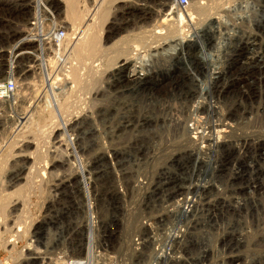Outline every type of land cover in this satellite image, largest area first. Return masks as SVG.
Returning a JSON list of instances; mask_svg holds the SVG:
<instances>
[{"label":"rangeland","instance_id":"rangeland-1","mask_svg":"<svg viewBox=\"0 0 264 264\" xmlns=\"http://www.w3.org/2000/svg\"><path fill=\"white\" fill-rule=\"evenodd\" d=\"M57 1L60 2L59 6H63V9L65 8L66 10L65 14L63 11L62 15H60V10H57L58 11L57 17H58L59 22L63 23V25L67 29L69 30L71 29L73 31V34L74 33L77 34V32L78 33L81 32L82 29L84 30V28L87 30L93 31L94 33L93 32L92 33L95 35V37H97L96 41L99 42L98 52L96 53V55H94L93 59L94 58L95 60L96 59L99 60L100 58L101 59L98 62H95V66L96 65L97 66L94 68L93 71H88V69H85V71H82L80 70V66H84L85 64L79 63L77 59H73L75 60V62L71 61V65L73 64L72 67H74V69L71 68V73L69 74L70 82L64 88L62 87L63 89L61 87H58L65 91V93H63L64 96H63L62 101L63 100L66 101V105L64 107H66L67 112L60 111V113L55 114L56 117L54 116V114H50V112L48 113V112L43 111L40 114H35L33 116H30V118L33 119V122L29 126L27 125L29 121L26 122V120L29 117V114L32 112L31 107L33 108V107L40 105V104L37 105L36 102L34 103L35 99L33 97V96H36L35 93L37 94V92L43 91L40 88H39L40 89L39 91L34 90V88L38 89L36 87H39L37 86L39 85L37 83L36 84L34 83L36 87L33 84H30L28 85V87L24 86L21 89V91L19 92L18 99H16L15 106L11 104L8 105V103H5V102H2V104H0V264H21L22 262H25L26 264H30V263L34 264V260L33 261L31 260L33 257L34 258L43 257L44 259L51 258L53 261H56V258H57V261L59 260L61 262L62 259L60 255H62L63 251L66 250L65 248H68V247L70 248L72 246H73L72 248L76 252V254L73 257V260L75 259L74 260L75 262L78 259L77 261L81 260L83 262H87L88 264H98L99 257L92 258L91 253H94V254L98 253V255L102 253L101 256L104 259V263H107V264H110L109 261L111 260V257H112V260H114L113 258H116L118 260L117 262H119L120 260L122 262L124 260L123 261L124 264H144V263L170 264L171 262L165 261L167 259L163 258V260L157 261L156 258L163 253H167V252L169 253V250L167 249H171L172 247L170 240H169L170 239L169 236H171L172 234H175L177 232L176 230L181 231L182 234H184V237L185 236L186 237L184 238L182 242L177 243L178 247L179 246H183V247L178 248L176 246L175 252L177 253L179 251L178 253L180 254L175 255V257L177 256L180 257L181 254H183L184 258L188 261L192 258H196L197 256H199L198 250L200 249L197 246L198 239L197 241H195L196 240L195 238L199 236L200 239L203 240L204 246L209 248L210 249L209 251H212L210 253L212 257L211 256L207 257L208 264H220V263L229 264L226 261H223L222 263L219 260L216 263L214 260L216 258V255L217 257H220L228 253V251L222 249L221 245L219 244L220 242L219 239H221V236L223 237L224 235H226L227 232H229L228 235H226V237L228 236L226 238L228 239L227 242L230 245L234 246L233 248L235 249L237 248L239 250L237 251L236 249L234 251L235 253L233 252V254H235L233 256H240L238 257L239 262H236L235 264H243V263L251 264L252 262H253L252 264H255V263H258L259 260H264V203H263L264 200L262 201L263 205L258 206L254 203L253 200H251L252 198L250 199V196L248 197L245 195L240 196V195L234 194L233 192L234 187L236 188V190L245 189L247 187L244 184V181L240 183H236L237 184L236 186H233V184L231 185V183H229V185H226V186H230L231 188H233L232 190L226 189L224 187L222 188L221 184H223L226 181L227 177L230 174L224 177V179H222L220 182H218L219 183L218 186L222 189L223 195H220V196L218 195V197L216 198L215 195L210 194L211 190L209 187L208 178L205 177L206 175L205 176L202 175L201 177H199L197 173V167H195L194 162H192L194 161V158H192L190 155H191V149L193 148L191 146H193V144L189 143V145H187L188 143H184L187 140L189 141L188 137H192L184 129L189 124L187 118L189 117L188 112L190 110L191 105L190 103H188L189 102L188 99L190 98V95L194 89H195L194 92L196 95L194 94V92L192 93L194 94V97H195V98L193 97L192 100L195 101V104L194 103L193 104L191 103V104H192V107L199 108L197 115L200 118H202L203 120L202 123L205 128L209 126L211 118L214 116L208 106H212V107L215 106V109H217L216 111L217 118H220L221 115L228 116L227 118L229 119H225L223 122H229V124L234 123L233 121L238 116L250 117L254 120L260 121V118L262 116L261 110L264 108V77H263L264 76L263 75L264 74L263 73L264 71V59H263L264 58L263 57L264 48H262L264 46V0H258V4H257V0H248V1L246 0L248 3L245 0H241L242 2H240V0H208L207 2H205L206 5L201 6V7L208 6L207 8H198V7L192 8L194 9V11L191 9L190 16L183 17V20L181 22L178 20L177 16L173 14L174 9L172 8L170 9L171 0H147V1L146 0H100L103 4L101 3V5H98L99 8L98 7L96 8L94 4L95 2L98 3L99 0H57ZM238 1H239V4H238ZM40 2L41 3L47 2V5L50 8L53 6L54 7L57 6V9H58L59 7L57 3L55 6L53 2L49 0H0V18H5L6 20H10L9 18L10 14L8 13V10H7V9H11L10 7H13V8L17 7V10L20 11L21 7L23 6H26V5L35 6L36 4L39 6ZM148 10H151V12H153V15H150L149 13L150 11ZM93 12H95L96 14L94 15ZM154 13L156 14L158 13L157 16ZM220 13L221 15L226 16L227 18H224V17L219 18ZM14 14H17V12L13 11V14H11L10 17H13ZM17 17H20V13L16 16L15 20L13 21L14 23H12L11 25H8L9 26L8 32L9 33L14 32L17 39H23L25 37V35H22V32L24 31L23 23H21L22 20L21 19L18 20ZM217 17L219 19H217ZM209 19L213 23V25L211 26L212 27L211 34L217 36L215 32L220 31V33H218L219 35L217 36L218 40L216 41L213 38L210 39L209 36H207L209 40L208 38L204 39L203 37V34L205 33H203L202 31L203 29L206 28V22ZM217 22H218V26L220 27H216ZM215 23L216 25H214ZM120 24L124 25L121 29H123L126 26L125 28H127V32L124 33L123 30H119L120 33L113 32L112 33L113 35H111L105 30L107 28H113V27L116 30L117 29L116 26L118 27L120 26ZM235 25L237 26L235 27L236 29L234 28ZM224 26L226 29L224 28ZM1 27H0V31L3 30ZM234 29L236 32L239 30L240 32L236 33V32L230 31ZM159 30L162 31V33L160 34L156 33ZM228 30L230 31L229 33L227 32ZM190 35L192 36L189 39L196 42V44L198 43L197 44L198 47L199 45L201 47V45L205 43L204 53L200 52L197 46L194 47L193 49L188 48V47L187 49H184V46L186 47L185 40L187 36L189 37ZM71 37H73V35ZM255 37L259 38V40L257 38L255 39ZM250 38L251 39L254 38V40L256 41L255 43H258V44L260 43L261 45L259 49H256L255 52L253 51L255 55L253 54L251 50H248L247 48H244L243 46L238 45L237 51L233 53L232 57L227 58V56H225L226 54L224 53V50L233 46V44H231V41L229 42L228 40L233 39L232 43L237 42V43L244 44V42L245 43L251 42ZM0 40H2V38H0ZM158 44H159V48H155L156 46H158ZM180 44H182L183 46L182 49H181ZM150 48H153V49L150 50ZM148 49H149L148 52H143V51H147ZM136 51L141 53V55L137 56ZM259 52L262 55V59H261L262 61L260 63H262L263 65L260 63L258 65H254L256 64V62L253 61V57L254 56L256 57ZM30 53H32L36 58H38L39 57L38 55L40 54V53H35V52H30ZM16 54L17 53L13 50V52L11 53V56L9 57V61L7 62L13 63V61H15V65L16 63H19L21 67H24L25 65L27 66L28 64H31L32 62H33L32 65L35 64L34 59L36 58H33L31 56H25V58L28 57V59H20L21 57L16 59ZM46 55L50 57L48 52L46 53ZM140 56H142L143 58L142 60L139 61L140 67H142L140 70H144V68H146V72H149V74L150 73L157 74L158 76H155V78H157L158 80L157 82L159 83L161 82V85L153 86L155 88L149 89V92H148L144 90L142 86L133 87L134 83L130 82L128 79L122 78V75L117 76V77L115 76L111 78L109 81H106L107 78H105L106 76L105 70L108 69L107 73L110 72L111 77H112V75L114 74L113 70H114V67L117 66V62L120 63L125 60L127 62H132L133 64H135L137 62V58L138 57L140 58ZM227 59L229 60L227 61ZM1 61H2V57H0V64H1ZM85 62H88V61H85ZM233 62L235 63V65H233ZM4 64L6 63L4 62ZM133 68L134 67H132V69ZM132 69L129 68L126 74H129L130 72L135 70V69L134 70ZM103 70L105 73L103 72ZM2 71L4 72V69H2ZM135 71H139V70L136 69ZM219 72L224 73L226 75V78L235 77L238 79H243V78H246L245 76H247V78L244 79L245 81L247 80V82L246 84H243V85L229 86L227 88L228 89L227 93H229V95L222 97L217 102L215 101L217 99L215 100L205 99V95H207V91H206L207 89H205L206 83L210 82V80L215 78ZM3 78H4L3 76L2 77L0 76V79H3ZM169 82L172 84H170ZM191 84L195 86V88H192ZM188 85L190 88H188ZM31 87H33V89ZM30 88L32 90H30ZM237 88L239 90H237ZM33 90L35 91V93ZM57 93L59 92L57 91L55 94ZM178 93L180 94V96ZM47 95L49 97V100H53V101L54 99L57 100L60 98V97H57V95H54L56 98L53 96H50L51 93L49 91ZM123 96L125 97L124 102L122 101ZM97 97L100 99L101 105L96 108L94 105H95V102H97L96 100ZM105 100L108 103H106ZM173 101L177 103L175 104ZM183 102H185L184 105H183ZM86 104L88 105L86 106ZM148 104L149 106L147 107L146 105ZM108 105L110 109H107V110H110V111L105 110V108L108 107ZM126 105H128L129 107L131 105L135 106L133 107L131 111V113L133 114L127 115L125 114L123 110H120V112L118 111L119 113L114 111L118 109L119 107L121 108L122 106L128 107ZM168 105L170 107H168ZM206 105H207V108H206ZM88 107H90V109ZM81 108H83L84 111L78 110ZM205 109H207V112L205 111ZM144 110H146L147 112ZM141 111L142 112L144 111V112L142 113ZM178 111H180L179 114H177ZM26 112H28V117L26 116L27 118L25 117V119H22V120L18 119V118L23 117V114ZM123 112H124V115H123ZM117 115L119 117H117ZM174 115L180 117V119ZM38 116H40V118ZM216 117H213L212 119H217ZM68 118H71L69 119L70 121H67ZM84 118H86L87 121L83 122ZM92 119L94 120V122ZM105 119L107 121H105ZM145 119H147L146 120L147 123L144 122ZM175 119H177L176 122L182 123V126L180 127L176 125L177 127L176 129L174 126H172L174 124ZM139 120H141L142 122ZM66 121L68 122V124L66 125H72V126L75 125V128L77 129V130L75 129L76 133L73 132L74 134L72 132H67L71 136L75 135L76 139H75V142H73L74 145H71L74 137H69V136L65 137L66 139L65 141L68 144H66L63 141V144L67 145L68 147L71 146L70 148H72L73 146V149L70 152H68L66 147L61 146L59 151H55V153L52 154L54 152V149L52 148L53 147L52 144L57 139L53 138L52 140H50L48 135H45V134L43 135L41 132L45 130L47 127H49L50 125L52 127H55L57 125L58 127H62L63 123H65ZM149 121H150V124L148 123ZM151 121H155V122H151ZM23 124H25V126H22ZM136 124L138 125L135 126ZM123 126L125 130L123 129ZM235 128L237 130H235L234 136L239 140L241 139V137L244 136L249 139L254 138L258 140L259 142L264 141V127L262 126L261 127L253 126L252 129L248 127L249 129L253 131L252 137L251 135L245 136L247 128L243 129L239 126H236ZM181 129H183L182 130L183 133L181 132ZM218 130L222 131L221 133H225L224 129L221 127ZM123 131H129L131 133V135H128L129 138L128 136L124 137L126 134H122ZM99 132H100V135H99ZM163 132H166L165 135ZM54 133H56V131ZM52 136L55 137V135L53 134ZM154 136L156 138H154ZM166 136H168V138ZM146 137L149 139H147ZM176 137L179 143L177 142V140H175ZM181 139H182L181 142H183L182 143L183 145H181V142H180ZM184 139H187V140H184ZM130 140L131 142H129ZM150 140L154 142L155 144L154 143L152 144ZM173 140H175L176 142L175 141L173 142ZM50 141L52 142L51 148L53 149V151L50 149ZM109 141L111 144L109 143ZM169 141L171 144L166 143ZM157 142L159 143V145H157L158 144ZM175 143L177 144L178 148ZM121 144L123 145V147ZM184 145L186 146V148ZM150 146H152L153 150L151 149ZM154 146L156 149L154 148ZM74 148H75V151H74ZM63 149L64 151H67V153L62 151ZM156 150L159 153L155 154V152H157ZM159 150H161V152ZM183 150H186V151L183 152ZM188 150H189L190 155L188 154ZM251 150H252V147H251ZM162 151H165V152H162ZM60 152H62V154L59 156L58 153ZM177 152L179 153V155L184 154L181 156H185V157L187 156L186 159H184L185 161L181 159H179L178 161V158H176L178 157ZM192 152H193V149H192ZM262 153L264 154V150H262L261 154ZM70 154H73V155H70ZM157 154L161 156L159 157ZM206 155H207V150H206V144H205L204 148L201 149L200 156H199L201 160L202 172H204V170H207L208 158L206 157ZM150 156L151 158H149ZM59 157H61L60 159H64V158L68 159V162H63V163L56 162L57 160L59 161ZM159 159L161 161L163 160L164 162L162 161L163 162L162 163ZM239 159H240L239 157L235 156L233 163ZM250 160H251L250 164H248L246 168L258 169V171H261V174H262V176L259 179H257L256 182L254 181V179L253 181L252 180L250 181L251 184L248 187L250 188L248 192L250 191V193H252L253 192L252 187L263 188L262 185L264 181V161L263 162L261 161L253 162L254 160L251 159V157H250ZM155 161L158 163L156 164ZM15 164L18 167L17 169L21 168V170L24 171V172L20 171V173L22 174L20 175L21 178L25 177L27 179L25 181L24 180L19 181V183L16 184L15 187L9 188L6 182L7 180L10 179L9 177H13L12 172L14 171L13 169H15L16 167ZM123 164L125 165L124 166V168H126L125 170H123L124 169ZM159 164H160V167H159ZM239 166L240 168H242V167H245V164L239 165ZM83 168H84V171L82 170ZM132 169H134V171H132ZM106 170H108V172ZM148 170H151L150 171L151 173L153 170L154 174L153 173L151 174ZM81 171L83 173V176L86 178V182H84L86 183V185L84 187H81L82 180L78 174ZM126 172L127 174H125ZM51 173L52 175H50ZM142 173H143V176H142ZM71 174L73 177L66 176V175H71ZM139 175H141L142 177H140ZM151 175L154 177H152ZM199 178H202V179L199 180ZM64 179H65V182H64ZM139 179H140L139 182L141 184L138 182ZM194 180H196L197 182ZM80 182H81V185H79ZM168 182L171 183V187L173 186L175 187L173 188V190H171L172 188H170V186L167 185ZM173 182H175V184ZM253 182H255V184L252 186ZM191 183H194V184H191ZM185 184L188 186H185ZM200 184H202V186ZM204 185L209 188H206ZM194 186L197 188H195ZM144 187L146 188V190L148 187V192L144 190ZM117 188L119 190H117ZM135 189L137 190V192L135 191ZM166 190H169V191L171 190V192L169 191L167 192ZM173 191H175V193ZM155 192H156V195H155ZM165 192L167 193L165 194ZM228 194L230 196L233 195V199L238 197L239 199L242 198V200L248 199L250 202H247L246 204H244V207L238 210L237 207L234 208L236 206L234 205L235 202L233 200L232 202H230L232 197L228 196ZM196 195H197L196 202H197V207H198L197 209L199 210V208H201V210H203L201 214L202 218L199 217L201 218L199 222L202 224L201 225L199 223L200 224L199 228L198 226L196 228L195 223H192V220L196 219L195 217L191 216L193 218L191 219V217L190 218L184 217L180 213V208H182L183 204L185 203L184 201H186L187 199L193 196L195 197ZM154 196L155 197L157 196V197L155 198ZM225 198L227 199L225 200ZM147 199L150 200L151 202L153 201V203H151ZM254 199L259 200V197L254 196ZM213 201L218 202V204L220 203V207H222L221 213L219 215L220 219H218L219 217H217L216 219L217 221L213 219V216H212L211 204L213 203ZM16 203H18L17 206L19 209L17 210V212H13L12 206ZM160 203L161 205H159ZM165 203L167 204V206ZM173 203H175V206ZM199 203H201V205ZM257 203L261 204L260 202H257ZM163 205L165 206L164 208H163ZM228 205H230V207ZM89 206L91 208H89ZM150 207H151L152 213L150 212ZM259 208L263 209L261 211V214L260 212H256V210ZM195 209L196 208L194 206L192 210H195ZM155 211L158 213H155ZM167 213H169V215ZM162 214H165V215H162ZM253 214L254 216L252 218H249V215H253ZM222 215H224L225 217H223ZM238 215L240 218L238 217ZM174 219L176 220L174 221ZM249 219L253 223H251ZM84 222L86 224L88 223V225H85ZM184 222H185V226L187 225L186 222L188 223L189 226L187 225L186 228H184ZM138 223L140 225H138ZM255 223L257 225L262 224L261 227L263 229L257 227ZM132 224H136V226L135 225L132 226ZM141 224H144V225H141ZM227 224H228V227H227ZM92 225H93V228H92ZM127 228H129V230ZM220 229L222 231H225L224 232L225 234ZM17 230H19L20 232ZM146 230H149V231H146ZM200 230L202 232H200ZM206 230H209V231H206ZM74 231H77L79 235L77 236V234H75ZM230 231H232V234H230L231 233ZM221 232L223 234H221ZM67 233L69 236L66 235ZM211 233H212L213 240L212 238H210ZM233 235H236V236H233ZM240 235L241 236L243 235L244 241L246 240V242L249 244L247 245L248 248L245 247V244H243L244 242L240 243V244H243L244 246H239V244H237L238 242L237 238ZM230 237H232L233 239ZM69 238L71 239L72 242L69 241ZM10 241H13V242H11L9 246L7 247L6 242H10ZM129 241L131 242L127 243ZM139 242L142 243L140 244L139 249L142 248L141 249L142 252L145 249L144 250L145 253H142V255H135L136 253L134 252V254H132L133 252L131 251H133V248H136L134 244L139 243ZM214 242H216V244ZM150 244H153V246ZM30 245L31 246L33 245L34 247L32 246L29 248V250H26L28 246ZM142 245L144 246V248ZM80 246L81 248H79ZM146 247L147 249L150 250V252H148V250L146 251ZM34 248H36V250ZM207 248H206V251L208 250ZM95 249L97 251H95ZM183 249H187L186 254L183 253L182 251ZM88 250H89L90 255L88 256V258H86L88 254ZM155 250L157 252H155ZM35 251L38 253H36ZM84 251L85 252L87 251V252L85 253ZM220 251L221 252L224 251L225 254L221 253V255L218 256V253ZM108 252H111V253H108ZM39 253L40 255L38 256ZM65 255L69 256L67 252L65 253ZM82 255H83V258H82ZM146 255L147 256L149 255V260L146 259L147 261L144 259V256ZM153 256H155V258ZM186 257L190 259H187ZM68 258L71 259L72 257L69 256ZM242 258L245 261H243ZM35 261H36V264H39L40 262L39 260H35ZM127 261H130V262H127ZM262 264H264V261L262 262Z\"/></svg>","mask_w":264,"mask_h":264},{"label":"bare ground","instance_id":"bare-ground-1","mask_svg":"<svg viewBox=\"0 0 264 264\" xmlns=\"http://www.w3.org/2000/svg\"><path fill=\"white\" fill-rule=\"evenodd\" d=\"M49 1H52L53 2V4L56 6V3L58 4V6H59V3L60 2H58L57 0H49ZM147 1V0H146ZM246 1V0H245ZM248 1V0H247ZM246 1V2H247ZM42 2V1H41ZM40 2V4H39V6L36 4L34 7V9L36 10V11H47V12H49L52 16L53 15H55V17L56 18H58L57 16H58V11L57 10H60V15H62V13H63V11H64V14H65V12H66V10H65V8L63 9V6H59L58 7V9H57V6L56 7H52L53 9H51L48 5H47V2H43V3H41ZM240 2H242L241 0H240ZM101 1L99 0L98 1V3H94L95 4V7L97 8L98 7V5H101ZM245 3V2H244ZM248 3V2H247ZM251 3H252V1H251ZM103 4V3H102ZM238 4H239V1H238ZM241 4V3H240ZM257 4H258V0H257ZM29 6V5H28ZM256 7V6H255ZM61 8V9H60ZM99 8V7H98ZM56 9V10H55ZM95 9V8H94ZM173 9V8H172ZM147 11V10H146ZM148 11H150L149 13H150V15H153V12H151V10H148ZM29 12V11H28ZM55 12H56V14H55ZM94 13V15L96 14L95 12H93ZM172 13V12H171ZM222 13V12H221ZM221 13H220V16H219V18H227L226 16H223V15H221ZM156 16H157V14L156 13H154ZM173 14H175L176 16H177V18H178V20L181 22L182 20H183V16L182 15H180V13H178L176 10H174L173 11ZM219 14V13H218ZM128 15V14H127ZM146 15V14H145ZM227 15V14H226ZM190 16V15H189ZM218 17H217V19H219ZM113 20V19H112ZM148 20V19H147ZM210 20V19H209ZM207 21L206 22V28L205 29H203V33H205V34H203V37H204V39L205 38H208L207 36H209L210 37V39L211 38H213L215 41L216 40H218V33H220V31L219 32H215V34L217 35V36H215V35H212L211 33H212V31H211V29H212V25H213V23H212V21L210 20V21ZM120 21V20H119ZM221 21V20H220ZM114 22H115V20H114ZM216 22V21H215ZM234 24V23H233ZM214 25H216V23L214 24ZM221 25V24H220ZM239 25V24H238ZM90 26V25H89ZM124 25H122V24H120V26H116V30L114 29V27L113 28H107V29H105L108 33H110L111 35H113L112 33L113 32H119L120 33V31L119 30H123L124 31V33L125 32H127V28H123V29H121L122 27H123ZM129 26V25H128ZM91 27V26H90ZM166 27V26H165ZM216 27H220V26H218V22H217V25H216ZM222 27V26H221ZM232 27V26H231ZM235 27H237L236 25L234 26V28ZM238 27H240V26H238ZM168 28V27H167ZM224 28H225V26H224ZM242 28V27H241ZM92 29V28H91ZM199 29V28H198ZM219 29V28H218ZM226 29V28H225ZM236 29V28H235ZM235 29L234 30H230V31H233V32H236L235 31ZM239 29V28H238ZM166 30H168V29H166ZM242 30V29H241ZM67 31H69V29H67ZM77 31V30H76ZM83 31V32H82ZM82 31L81 32H77V34H73V31L71 32V34H70V36H69V38H68V40H67V42L63 45L64 46V48L61 50V56H62V58H63V60H65L66 62H69L70 61V64H71V61H73V62H75V60H73V59H77L78 61H79V63H82V64H85L84 66H80V70H82V71H85V69H88V71H93L94 70V68L97 66H95V62H98L99 60H95V58L93 59V57H94V55H96V53L98 52V49H99V45H98V43L99 42H97L96 41V38L97 37H95V35L93 34L94 32L93 31H90V30H87V29H85L84 28V30L82 29ZM229 30L227 31L228 33L230 32ZM0 32H2V31H0ZM70 32V31H69ZM93 32V33H92ZM201 32V33H202ZM238 32H240V30L239 31H237L236 33H238ZM14 33V32H13ZM156 33H158V34H160V33H162V31H158V32H156ZM193 33H195V32H193ZM200 33V34H201ZM73 35V37H71ZM79 35V36H78ZM155 35H157V34H155ZM163 35V34H162ZM194 35V34H193ZM226 35H228V34H226ZM11 35H5V36H3V37H0V38H2V40L3 41H5V42H8L9 41V37H10ZM12 36H15V34H12ZM11 36V37H12ZM191 36L192 35H190L189 37L187 36V38H186V40H185V42H186V47L184 46V49H187V47L188 48H194V47H196L197 46V48L199 49V51L200 52H203L204 53V51H205V43H203V45H201V47H200V45H199V47H198V43L196 44V42H194L193 40H191V39H189V38H191ZM200 36V35H199ZM109 37V36H108ZM124 37V36H123ZM229 37V36H228ZM125 38V37H124ZM219 38H220V36H219ZM257 37H255V39H256ZM104 39V38H103ZM106 39V38H105ZM203 39V40H204ZM229 39V38H228ZM258 40H259V38H257ZM1 40V41H2ZM107 40H108V38H107ZM181 40V39H180ZM179 40V41H180ZM208 40H209V38H208ZM207 40V41H208ZM257 40V41H258ZM100 41V40H99ZM151 41V40H150ZM183 41V40H182ZM229 42L231 41V44H233V46H231L230 48H228V49H225L224 50V53L226 54L225 56H227V58H230V57H232V55H233V53H235V51H237V47H238V45L239 46H243L244 48H247L248 50H251L252 52L254 51L255 52V50L256 49H259L260 48V43L258 44V43H255L256 41L254 40V38H250V41L251 42H247V43H245L244 42V44L243 43H232V41H233V39H230V40H228ZM209 42V41H208ZM101 43V42H100ZM181 43V42H180ZM18 44H19V41L18 42H16L15 44H14V51L17 53L16 54V59H18V58H20V59H28V57L27 58H25V56H27V53H24V52H20V50L21 49H18ZM213 44V43H212ZM207 45V44H206ZM115 46V45H114ZM180 46H181V49H182V44H180ZM112 47V46H111ZM155 48H159V44H158V46H156ZM154 48V49H155ZM225 48V47H224ZM262 48H264V46L262 47ZM50 49H52V47H50ZM151 49H153V48H150V50ZM242 49V48H241ZM246 49V50H247ZM211 50V49H210ZM261 50H263V49H261ZM41 51V50H40ZM149 51V49L147 50V51H143V52H148ZM53 53V50H51V51H49L48 53ZM137 52V56H139V55H141V53H139L138 51H136ZM248 52V51H247ZM254 52H253V54H254ZM249 53H250V51H249ZM257 53V52H256ZM241 54V53H240ZM239 54V55H240ZM263 54V53H262ZM238 55V54H237ZM248 55V54H247ZM251 55V54H250ZM255 55V54H254ZM4 56V53H2L1 51H0V57H3ZM47 56V62H48V64L53 68V61H54V55H52V57L50 58V57H48V55H46ZM144 57H145V55H144ZM192 57V56H191ZM242 57V56H241ZM249 57V56H248ZM251 57V56H250ZM264 57V56H263ZM141 58V59H140ZM140 58L138 57L137 58V62L135 63V64H133L132 62H127V61H122V62H120V63H118L117 62V66H115L114 67V74L112 75V77H111V74H110V72L109 73H107L108 71V69L107 70H105V72H106V76H105V78H107L106 79V81H109L111 78H113V77H117V76H121L122 75V78H124V79H128L130 82H133L134 83V86L133 87H143V89L144 90H146V91H148L149 92V89H153V88H155V87H153V86H159V85H161V82L159 83V82H157L158 80H157V78H155V76H158L157 74H149V72H146V68H144V70H140L142 67H140V60H142L143 58H142V56H140ZM243 58V57H242ZM247 58V57H246ZM255 58H256V60H255ZM236 59V58H235ZM244 59V58H243ZM250 59V58H249ZM262 55H261V53L259 52L258 54H257V56L255 57H253V61H255L256 62V64H254V65H258L262 60ZM264 59V58H263ZM132 60V59H131ZM229 59H227V61H228ZM231 60V59H230ZM247 60V59H246ZM252 60V59H251ZM85 61H88V62H85ZM109 61V60H108ZM102 62V61H101ZM154 62V61H153ZM171 62V61H170ZM7 63V62H6ZM9 63V62H8ZM156 63V62H155ZM159 63V62H158ZM229 63V62H228ZM227 63V64H228ZM230 63H232V62H230ZM131 64H133V65H131ZM260 64H262V63H260ZM8 65H10L9 66V68H6V74L8 75V76H12L11 74H13L14 72H16V71H18V72H22V73H24V70H25V68H23V67H21L20 65H19V63H16V65H15V61H13V63H9V64H7V66ZM233 65H235V63L233 62ZM263 65V64H262ZM32 66H36V63L34 64V65H32ZM39 66V65H38ZM71 66H73V64L71 65ZM135 66H137V67H135ZM248 66V65H247ZM252 66V65H251ZM132 67H134L133 69H132ZM241 67V66H240ZM39 68V67H38ZM82 68H84V69H82ZM129 68L130 69H132V70H139V71H132V72H130L129 74H126V72L129 70ZM154 68V67H153ZM243 68V67H242ZM253 68V67H252ZM259 68V67H258ZM72 69H74V67H72ZM149 70V69H148ZM243 70V69H242ZM246 70V69H245ZM245 70H244V72H245ZM27 71H30V69L28 68V70ZM33 71V70H32ZM97 71V70H96ZM95 72V71H94ZM93 72V73H94ZM103 72H104V70H103ZM102 72V73H103ZM104 72V73H105ZM260 72V71H259ZM27 73V72H26ZM231 73V72H230ZM262 73V72H261ZM263 73H264V71H263ZM262 73V74H263ZM229 74V73H228ZM23 75V74H22ZM259 75V74H258ZM264 75V74H263ZM4 76H6V75H4ZM260 76V75H259ZM24 77V76H23ZM246 78H247V76H245ZM261 77V76H260ZM264 77V76H263ZM246 78H243V79H238V78H235V77H230V78H226V75L224 74V73H218L217 75H216V77L215 78H213L212 80H210V82H207L206 83V88L205 89H207L206 91H207V95H205V99H209V100H215V99H217V100H215L216 102L217 101H219L222 97H224V96H228L229 95V93H227L228 92V87L229 86H231V85H243V84H246V82H247V80L245 81L244 79H246ZM7 77H4L3 79H0V85L3 83V81H7ZM67 80H69V78H67ZM114 81V80H113ZM55 83H57V82H53L52 84H50V86H51V89H53L52 91V93L54 94V95H57V97H60L59 99H57V100H55L54 99V101L53 100H49V97H48V95H47V93H46V91L45 92H37V94L35 93V91L37 90V91H39L40 89H39V87H36L35 86V84H33L36 88H38V89H35L34 88V93H35V95L36 96H33L34 97V103L36 102V104L38 105V104H40L39 106H36V107H31V109H32V112L29 114V117H28V112L31 110H29L28 112H26V113H24L23 114V117H21V118H18V119H20V120H22V119H25V117L27 118V120H26V122L27 121H29V123L27 124L28 126L30 125V124H32V122H33V119L32 118H30V116H33V115H35V114H40V113H42L43 111H45V112H50V114H54V116L56 117V115L55 114H58V113H60V111H65V112H67V109H66V107H64L65 105H66V101L65 100H63L62 101V99H63V96H64V94H62L63 93V88L62 89H60V88H54L53 87V85H55ZM170 83V82H169ZM176 83V82H175ZM128 84V83H127ZM170 84H172V83H170ZM169 84V85H170ZM174 84V83H173ZM181 84V83H180ZM190 84V83H189ZM32 85V86H33ZM47 86L49 85V84H46ZM66 85H68V84H66ZM65 85V86H66ZM129 85V84H128ZM131 85V84H130ZM175 85V84H174ZM182 85H184V84H182ZM250 85V84H249ZM37 86H39V85H37ZM186 86V85H185ZM191 86H192V88H195V86H193L192 84H191ZM28 87V86H27ZM30 87V86H29ZM109 87H111V86H109ZM163 87V86H162ZM178 87V86H177ZM184 87V86H183ZM234 87V86H233ZM243 87V86H242ZM247 87V86H246ZM32 89H33V87H31ZM30 88V90H32ZM165 88V87H164ZM174 88V87H173ZM172 88V89H173ZM188 88H190L189 87V85H188ZM192 88H191V90H192ZM232 88V87H231ZM249 88V87H248ZM108 89V88H107ZM109 89H111V88H109ZM137 89V88H136ZM159 89H160V87H159ZM167 89V88H166ZM186 89V88H185ZM241 89V88H240ZM244 89V88H243ZM57 90H60V93H57V94H55L56 93V91ZM155 90V89H154ZM181 90V89H180ZM179 90V91H180ZM188 90H190V89H188ZM195 90V89H194ZM194 90H193V92H194ZM237 90H239L238 88H237ZM237 90H235V91H237ZM205 91V92H206ZM134 92V91H133ZM144 92V91H143ZM190 92H192V91H190ZM192 92V93H193ZM33 93V92H32ZM136 93V92H135ZM188 93V92H187ZM191 93V95H190V98L188 99L189 100V102L188 103H190V110H189V112H188V125L186 126V128L184 129V130H186L187 131V133L190 135V136H192V137H188V139H189V141L187 140V139H184V140H187L186 142H184V143H188L187 145H189V143H191V144H193V146H191V147H193L192 149H193V152H192V149H191V155L189 154V150H188V154L192 157V158H194V161H192V162H194V164H195V167H197V173H198V175H199V177H201L202 175H206L205 177H207L208 178V181H209V187H210V190H211V192H210V194H213V195H215L216 196V198L218 197V195L220 196V195H223V191H222V189L218 186V182H220L222 179H224V177H226V176H228L229 174V176L227 177V179H226V181L223 183V184H221V187L223 188H226V189H229V190H232L233 188H231L230 186H226V185H229V183H231V185L233 184V186H236L237 184L236 183H240V182H243L244 181V184L247 186L245 189H238V190H236V188L234 187V194H236V195H245V196H250V199L251 200H253L254 201V203L256 204V205H258V206H260V205H263V203H264V181H263V188H261V187H259V188H255V187H252V193H250V191L248 192V190L250 189V188H248L249 186H250V184H251V180L253 181V179H254V181L256 182V180L257 179H259L261 176H262V174H261V171H258V169H255V168H246V166L248 165V164H250V157H251V159H253L254 161L253 162H259V161H261V162H263L264 161V154L262 153L261 154V152H262V150H264V141H262V142H259L258 140H256V139H254V138H252V139H249V138H246V137H241V139L239 140V139H237L235 136H234V132H235V130H237L235 127L236 126H239V127H241V128H243V129H245V128H247V131H246V133H245V136H247V135H251V137H252V135H253V131L251 130L252 128H253V126H258V127H264V108L261 110V118H260V121L259 120H254V119H252V118H250V117H245V116H238L233 122L234 123H232V124H229V122H223L225 119H229V118H227L228 116H223V115H221L220 116V118H217L216 116H217V113H216V111H217V109H215V106H208L209 107V109H210V111H212V114L214 115L213 117H216L217 119H212L211 118V121H210V124H209V126H207L206 128L203 126V123H202V118H200L198 115H197V113H198V111H199V108H196V107H192V104L194 103L195 104V101H193L192 99H193V97H194V94H195V92H194V94H192ZM230 93H232V92H230ZM62 94V95H61ZM179 94V93H178ZM183 94V93H182ZM34 95V94H33ZM54 95H50V96H53V97H55ZM96 95V94H95ZM175 95V94H174ZM196 95V94H195ZM16 96H17V94H16ZM18 96H19V94H18ZM156 96V95H155ZM161 96V95H160ZM173 96V95H172ZM179 96H180V94H179ZM186 96V95H185ZM188 96V95H187ZM139 97V96H138ZM146 97V96H145ZM149 97V96H148ZM178 97V96H177ZM56 98V97H55ZM134 98V97H133ZM143 98V97H142ZM195 98V97H194ZM53 99V98H52ZM93 99V98H92ZM95 99V98H94ZM174 99H176V98H174ZM97 102H95V107L97 108V107H99L101 104H100V99L97 97ZM124 100H125V97L123 96L122 97V101L124 102ZM184 100V99H183ZM130 101V100H129ZM180 101V100H179ZM53 102H54V104H53ZM105 102H106V100H105ZM131 102V101H130ZM166 102V101H165ZM174 102V101H173ZM6 103V102H5ZM62 103V104H61ZM106 103H108V102H106ZM129 103V102H128ZM175 104L177 103V102H174ZM184 103L185 102H183V105H184ZM192 103V104H191ZM215 103V102H214ZM2 104V103H1ZM9 104H11V103H9ZM150 104V103H149ZM149 104L148 105H146L147 107L149 106ZM88 104H86V106H87ZM130 105V104H129ZM135 105H136V103H135ZM141 105V104H140ZM181 105H182V103H181ZM107 106V105H106ZM126 106H128V105H126ZM143 106V105H142ZM91 107V106H90ZM90 107H88L89 109H90ZM95 107H94V109H95ZM133 107H135V106H128V107H121V108H123V109H121L120 107V109L118 108V109H116V110H114V111H116V112H120V110H123L124 112H125V114H127V115H130V114H133V113H131V111H132V109H133ZM168 107H170L169 105H168ZM198 107V106H197ZM234 107H235V105H234ZM86 108V107H85ZM137 108V107H136ZM136 108H135V110H136ZM141 108V107H140ZM161 108V107H160ZM165 108H166V106H165ZM206 108H207V105H206ZM245 108V107H244ZM103 109V108H102ZM107 109H110V107H109V105H108V107H106L105 108V110H107ZM145 109V108H144ZM163 109H164V107H163ZM171 109V108H170ZM183 109V108H182ZM78 110H83V108H81V109H78ZM112 110V109H111ZM134 110V111H135ZM159 110V109H158ZM169 110V109H168ZM84 111V110H83ZM82 111V112H83ZM96 111V110H95ZM107 111H110V110H107ZM106 111V112H107ZM144 111H146V110H144ZM143 111V112H144ZM174 111H175V109H174ZM205 111L207 112V109H205ZM86 112V111H85ZM101 112V111H100ZM105 112V113H106ZM115 112V113H116ZM118 112V113H119ZM124 112H123V115H124ZM142 112V111H141ZM142 112V113H143ZM147 112V111H146ZM167 112V111H166ZM179 112L180 111H178V113L177 114H179ZM136 113V112H135ZM137 113H138V111H137ZM168 113V112H167ZM89 114V113H88ZM173 114V113H172ZM176 114V113H175ZM209 114V113H208ZM109 115V114H108ZM169 115V114H168ZM171 115V114H170ZM185 115H186V113H185ZM101 116V115H100ZM132 116V115H131ZM134 116V115H133ZM138 116V115H137ZM174 116H176V115H174ZM219 116V115H218ZM39 118H40V116H38ZM54 117V118H55ZM65 117H67V116H65ZM69 117V116H68ZM104 117V116H103ZM117 117H119L118 115H117ZM164 117V116H163ZM177 118H179L180 119V117H178V116H176ZM187 117V116H186ZM186 117H185V119H186ZM29 118H30V120H29ZM93 118V117H92ZM109 118V117H108ZM108 118H106V119H108ZM114 118V117H113ZM128 118H130V117H128ZM157 118V117H156ZM69 119H71V118H68V120L67 121H70ZM99 119V118H98ZM97 119V120H98ZM105 119V121H107ZM110 119V118H109ZM144 119V118H143ZM154 119V118H153ZM169 119V118H168ZM183 119V118H182ZM64 120V119H63ZM62 120V121H63ZM93 120V119H92ZM104 120V119H103ZM112 120V119H111ZM127 120H129V119H127ZM146 120L147 119H145L144 120V122H146ZM149 120H151V119H149ZM65 122V123H63V126L62 127H58V125L57 126H55V127H52L51 125L49 126V127H47L45 130H43L41 133L44 135H48V137L50 138V140H52L53 138H56L57 140H55V142L52 144V142L50 141V149L53 151V149H54V152L52 153V151H51V153L52 154H54L55 153V151H59V149L61 148V146H64V147H66L67 148V151L68 152H70L72 149H73V146H72V148H70V147H68L67 145H65V144H63V141L66 143V144H68L65 140V137L66 136H69V137H74V139L72 140V144L71 145H74V143L73 142H75V139H76V137H75V135L74 136H71L70 134H68L67 132H74V133H76V131H75V125L74 126H72V125H66V124H68V122ZM76 121H77V119H76ZM84 121H87L86 120V118H84L83 119V122ZM139 121H141V120H139ZM158 121V120H157ZM177 121V119H175L174 120V124L172 125V123H171V125L172 126H174L175 127V129L177 128L176 127V125H178L179 127L180 126H182V123H179V122H176ZM228 121H230V120H228ZM259 121V122H258ZM89 122V121H88ZM93 122H94V120H93ZM135 122H136V120H135ZM142 122V121H141ZM151 122H155V121H151ZM52 123H54V122H52ZM78 123V122H77ZM92 123V122H91ZM120 123H121V121H120ZM123 123V122H122ZM131 123V122H130ZM147 123V122H146ZM149 124H150V121L148 122ZM157 123V122H156ZM159 123V122H158ZM26 124V123H25ZM25 124H23L22 126H25ZM70 124V123H69ZM80 124V123H79ZM82 124V123H81ZM93 124H95V123H93ZM109 124V123H108ZM138 124H140V123H138ZM138 124H136L135 126H137ZM142 124H144V123H142ZM62 125V124H61ZM88 125V124H87ZM90 125V124H89ZM101 125V124H100ZM124 125V124H123ZM131 125H133V124H131ZM131 125H129V126H131ZM162 125V124H161ZM164 125V124H163ZM170 125V124H169ZM91 126V125H90ZM93 126H95V125H93ZM103 126H104V124H103ZM107 126V125H106ZM128 126V125H127ZM134 126V127H135ZM98 127H100V126H98ZM133 127V128H134ZM152 127V126H151ZM155 127V126H154ZM161 127V126H160ZM185 127V126H184ZM223 128L224 129V132L225 133H221L222 131H220V130H218L219 128ZM251 128V129H249V128ZM24 128H26V127H24ZM68 128V129H67ZM79 128V127H78ZM91 128V127H90ZM89 128V129H90ZM100 128H102V127H100ZM99 128V129H100ZM112 128V127H111ZM141 128V127H140ZM67 129V130H66ZM80 129V128H79ZM84 129H85V127H84ZM123 129L125 130V128H124V126H123ZM128 129V128H127ZM154 129V128H153ZM158 129V128H157ZM170 129V128H169ZM66 130V131H65ZM77 130V129H76ZM98 130V129H97ZM114 130V129H113ZM159 130V129H158ZM157 130V131H158ZM167 130V129H166ZM183 129H181V132L183 133V131H182ZM21 131V130H20ZM45 131V132H44ZM56 131V133H54ZM87 131V130H86ZM93 131H94V129H93ZM115 131V130H114ZM176 131V130H175ZM180 131V130H179ZM185 131V132H186ZM82 132V131H81ZM101 132H102V130H101ZM121 132V131H120ZM160 132V131H159ZM73 133V134H74ZM80 133V132H79ZM119 133V132H118ZM136 133H137V131H136ZM143 133V132H142ZM141 133V134H142ZM164 133V135H165V133L166 132H163ZM52 134L53 135H55V137H53L52 136ZM122 134H126L124 137H127L128 135H131V133L129 132V131H123L122 132ZM160 134V133H159ZM162 134V133H161ZM86 135V134H85ZM99 135H100V132H99ZM98 135V136H99ZM106 135V134H105ZM113 135V134H112ZM111 135V136H112ZM138 135H139V133H138ZM167 135H169V134H167ZM186 135V134H185ZM97 136V137H98ZM111 136H110V138H111ZM119 136V135H118ZM158 136V135H157ZM163 136V135H162ZM173 136V135H172ZM43 137H45V136H43ZM80 137V136H79ZM134 137V136H133ZM141 137H142V135H141ZM149 137V136H148ZM167 138H168V136H166ZM186 137V136H185ZM250 137V138H251ZM83 138V137H82ZM92 138V137H91ZM99 138V137H98ZM109 138V139H110ZM118 138V137H117ZM128 138H129V136H128ZM138 138V137H137ZM136 138V139H137ZM147 138V137H146ZM153 138V137H152ZM154 138H156L155 136H154ZM179 138V137H178ZM141 139V138H140ZM147 139H149V138H147ZM151 139V138H150ZM158 139V138H157ZM160 139V138H159ZM164 139H165V137H164ZM83 140V139H82ZM87 140V139H86ZM100 140V139H99ZM101 140H103V139H101ZM118 140V139H117ZM156 140V139H155ZM175 140H177V137H176V139ZM175 140H173V142L175 141ZM40 141V140H39ZM123 141V140H122ZM128 141V140H127ZM151 141V140H150ZM149 141V142H150ZM158 141H160V140H158ZM166 141H168V140H166ZM182 141V139L180 140V142ZM88 142V141H87ZM91 142H92V140H91ZM99 142V141H98ZM101 142V141H100ZM118 142V141H117ZM129 142H131V140L129 141ZM136 142V141H135ZM152 142V141H151ZM171 142H172V140H171ZM176 142V141H175ZM177 142H178V140H177ZM102 143V142H101ZM109 143H110V141H109ZM141 143V142H140ZM154 142H152V144H153ZM158 143V142H157ZM166 143H169V144H171L170 143V141L169 142H166ZM179 143V142H178ZM183 142H181V145H183L182 144ZM51 144L53 145V147L51 146ZM84 144V143H83ZM88 144V143H87ZM93 144V143H92ZM111 144V143H110ZM123 144V143H122ZM121 144V145H122ZM136 144V143H135ZM155 144V143H154ZM168 144V145H169ZM176 144V143H175ZM174 144V145H175ZM206 144V150H207V155H206V157L208 158V164H207V170H204V172H202V170H201V160H200V158H199V156H200V152H201V149H203L204 148V145ZM85 145V144H84ZM89 145V144H88ZM99 145V144H98ZM151 145V144H150ZM157 145H159V143L157 144ZM167 145V144H166ZM165 145V146H166ZM186 145V144H185ZM184 145V146H185ZM81 146H83V145H81ZM86 146V145H85ZM103 146V145H102ZM101 146V147H102ZM110 146V145H109ZM115 146V145H114ZM119 146V145H118ZM127 146V145H126ZM176 146H177V144H176ZM53 149H52V148ZM96 147V146H95ZM99 147V146H98ZM111 147V146H110ZM122 147H123V145H122ZM151 147V149H152V146H150ZM160 147V146H159ZM183 147V146H182ZM188 147V146H187ZM251 147H252V150H251ZM78 148V147H77ZM82 148V147H81ZM88 148V147H87ZM103 148V147H102ZM104 148H106V147H104ZM154 148H155V146H154ZM163 148V147H162ZM165 148V147H164ZM168 148V147H167ZM166 148V149H167ZM177 148H178V146H177ZM176 148V149H177ZM185 148H186V146H185ZM190 148V147H189ZM189 148H187V149H189ZM262 148V149H261ZM65 149V148H64ZM64 149L62 150V151H64ZM100 149V148H99ZM130 149V148H129ZM156 149V148H155ZM159 149V148H158ZM180 149V148H179ZM96 150V149H95ZM98 150V149H97ZM101 150V149H100ZM153 150V149H152ZM162 150V149H161ZM161 150H159L160 152H161ZM67 151H64V152H66L67 153ZM74 151H75V148H74ZM77 151V150H76ZM111 151V150H110ZM135 151H136V149H135ZM141 151V150H140ZM157 151V150H156ZM186 150H183V152H185ZM37 152V151H36ZM95 152V151H94ZM101 152V151H100ZM117 152V151H116ZM162 152H165V151H162ZM180 152V151H179ZM73 153V152H72ZM156 153H159L158 151L157 152H155V154ZM182 153V152H181ZM39 154V153H38ZM59 154V156L62 154V152H60V153H58ZM74 154V153H73ZM73 154H70V155H73ZM117 154V153H116ZM120 154V153H119ZM132 154V153H131ZM175 154V153H174ZM177 154H178V157H176V158H178V161H179V159H181V160H184V159H186V157L185 156H181V155H184V154H180L179 155V153L177 152ZM186 154V153H185ZM193 154V155H192ZM69 155V154H68ZM110 155V154H109ZM154 155V154H153ZM152 155V156H153ZM158 155V154H157ZM250 155V156H249ZM81 156V155H80ZM108 156V155H107ZM129 156V155H128ZM140 156V155H139ZM147 156H149V155H147ZM159 156V155H158ZM161 156V155H160ZM159 156V157H160ZM175 156V155H174ZM235 156L236 157H239L240 159L239 160H237V161H235L234 163H233V160L235 159ZM31 158V157H30ZM61 157H59V161L57 160L56 162H61V163H63V162H68V159H66V158H64V159H60ZM131 158V157H130ZM149 158H151V156L149 157ZM156 158H158V157H156ZM155 158V159H156ZM72 159V158H71ZM117 159V158H116ZM138 159V158H137ZM147 159H148V157H147ZM154 159V160H155ZM166 159V158H165ZM56 160V159H55ZM140 160V159H139ZM153 160V161H154ZM160 160V159H159ZM158 160V161H159ZM188 160V159H187ZM92 161V160H91ZM123 161V160H122ZM152 161V160H151ZM157 161V160H156ZM155 161V162H156ZM161 161V160H160ZM163 161V160H162ZM161 161V162H162ZM168 161V160H167ZM185 161V160H184ZM86 162V161H85ZM93 162V161H92ZM144 162V161H143ZM164 162V161H163ZM162 162V163H163ZM166 162V161H165ZM187 162V161H186ZM88 163V162H87ZM132 163H134V162H132ZM158 162H156V164H157ZM162 163H160V164H162ZM233 163V164H232ZM160 164H159V167H160ZM174 164V163H173ZM245 164V167H242V168H240V166L239 165H244ZM16 165V164H15ZM20 165V164H19ZM18 165V166H19ZM22 165V164H21ZM65 165V164H64ZM96 165V164H95ZM127 165V164H126ZM131 165V164H130ZM138 165V164H137ZM142 165V164H141ZM164 165V164H163ZM191 165V164H190ZM102 166V165H101ZM101 166H100V168H101ZM106 166V165H105ZM116 166V165H115ZM124 164H123V168H124ZM180 166V165H179ZM178 166V167H179ZM182 166V165H181ZM193 166V165H192ZM238 168H240V169H238ZM138 167V166H137ZM153 167V166H152ZM157 167V166H156ZM164 167V166H163ZM175 167V166H174ZM186 167V166H185ZM190 167V166H189ZM18 167H17V165H16V167H15V169H13L14 171L12 172V174H13V177H9L10 179L9 180H7V182H6V184H7V186L9 187V188H13V187H15L16 186V184H18L19 183V181H25L27 178H21V176L20 175H22L21 173H20V171L22 172L23 170H21V168L20 169H17ZM25 168V167H24ZM86 168V167H85ZM99 168V169H100ZM145 168V167H144ZM147 168V167H146ZM154 168V167H153ZM26 169V168H25ZM75 169V168H74ZM90 169V168H89ZM93 169V168H92ZM104 169V168H103ZM115 169V168H114ZM126 168H124L123 170H125ZM143 169V168H142ZM141 169V170H142ZM148 169V168H147ZM149 169H151V168H149ZM156 169V168H155ZM161 169H162V167H161ZM12 170V169H11ZM64 170V169H63ZM68 170V169H67ZM80 170H81V168H80ZM83 171H84V168L82 169ZM94 170V169H93ZM98 170V169H97ZM96 170V171H97ZM105 170V169H104ZM160 170V169H159ZM175 170V169H174ZM62 171V170H61ZM76 171V170H75ZM79 171V170H78ZM95 171V172H96ZM107 172H108V170H106ZM132 171H134V169H132ZM145 171V170H144ZM149 172L151 171V170H148ZM11 172V171H10ZM24 172V171H23ZM64 172V171H63ZM67 172V171H66ZM107 172H106V174H107ZM137 172V171H136ZM182 172V171H181ZM141 173V172H140ZM147 173V172H146ZM145 173V174H146ZM151 173V172H150ZM152 173H153V170H152ZM151 173V174H152ZM185 173V172H184ZM243 173H245V174H243ZM55 174V173H54ZM79 174V176H80V178H81V182H82V185H81V182H80V184L79 185H81V187H84L85 185H86V183H84V182H86V178L83 176V173H82V171L80 172V173H78ZM85 174V173H84ZM90 174V173H89ZM97 174H99V173H97ZM104 174V173H103ZM109 174V173H108ZM125 174H127V172L125 173ZM130 174V173H129ZM144 174V175H145ZM154 174V173H153ZM186 174V173H185ZM50 175H52V173L50 174ZM112 175V174H111ZM110 175V176H111ZM164 175V174H163ZM177 175V174H176ZM193 175V174H192ZM12 176V175H11ZM41 176H43V175H41ZM66 176H68V177H73L72 176V174L71 175H66ZM113 176V175H112ZM119 176H120V174H119ZM140 177H142L143 176V173H142V176L141 175H139ZM152 176V175H151ZM170 176V175H169ZM172 176V175H171ZM178 176V175H177ZM181 176V175H180ZM245 176H246V178H245ZM78 177V176H77ZM95 177V176H94ZM107 177V176H106ZM109 177V176H108ZM148 177V176H147ZM152 177H154V176H152ZM151 177V178H152ZM165 177H166V175H165ZM186 177V176H185ZM112 178V177H111ZM110 178V179H111ZM115 178H116V176H115ZM136 178V177H135ZM138 178V177H137ZM146 178V177H145ZM144 178V179H145ZM157 178V177H156ZM155 178V179H156ZM189 178V177H188ZM192 178V177H191ZM57 179V178H56ZM178 179V178H177ZM197 179V178H196ZM202 178H199V180H201ZM88 180V179H87ZM121 180V179H120ZM124 180V179H123ZM146 180V179H145ZM148 180H149V178H148ZM164 180H166V179H164ZM183 180V179H182ZM198 180V179H197ZM112 181V180H111ZM119 181V180H118ZM134 181H135V179H134ZM140 181V179L138 180V182ZM169 181H171V180H169ZM174 181V180H173ZM194 181H196V180H194ZM61 182V181H60ZM64 182H65V179H64ZM162 182H164V181H162ZM176 182V181H175ZM175 182H173L174 184H175ZM190 182V181H189ZM197 182V181H196ZM255 182H253L252 183V186L255 184ZM63 183V182H62ZM68 183V182H67ZM123 183V182H122ZM125 183V182H124ZM127 183V182H126ZM140 183V182H139ZM185 183V182H184ZM131 184V183H130ZM141 184V183H140ZM177 184V183H176ZM191 184H194V183H191ZM197 184V183H196ZM63 185V184H62ZM95 185V184H94ZM163 185H165V184H163ZM167 185L168 186H170V188H172L171 190H173V188H175L174 186L173 187H171V183H167ZM181 185H183V184H181ZM201 186H202V184H200ZM208 185V184H207ZM64 186V185H63ZM74 186V185H73ZM132 186V185H131ZM148 186V185H147ZM185 186H188V185H186L185 184ZM190 186V185H189ZM192 186V185H191ZM205 186V185H204ZM261 186V185H260ZM66 187V186H65ZM70 187H71V185H70ZM97 187V186H96ZM183 187V186H182ZM181 187V188H182ZM195 187V186H194ZM206 187V186H205ZM209 187H206V188H209ZM57 188V187H56ZM155 188V187H154ZM186 188V187H185ZM195 188H197V187H195ZM199 188V187H198ZM63 189V188H62ZM66 190V189H65ZM117 190H119L118 188H117ZM144 190H146V188L144 187ZM163 190V189H162ZM171 190L169 191V190H166L167 192L169 191V192H171ZM175 190V189H174ZM187 190H188V188H187ZM186 190V191H187ZM197 190V189H196ZM209 190V189H208ZM87 191V190H86ZM94 191V190H93ZM135 191L137 192V190L135 189ZM134 191V192H135ZM139 191V190H138ZM147 192H148V187H147V190H146ZM177 191V190H176ZM67 192V191H66ZM132 192H133V190H132ZM131 192V193H132ZM163 192V191H162ZM167 192H165V194L167 193ZM174 193H175V191H173ZM205 192V191H204ZM209 192V191H208ZM65 193V192H64ZM68 193V192H67ZM102 193V192H101ZM129 193V192H128ZM127 193V194H128ZM145 193V192H144ZM199 193V192H198ZM71 194H72V192H71ZM123 194H125V193H123ZM152 194V193H151ZM120 195H121V193H120ZM131 195V194H130ZM155 195H156V192H155ZM183 195V194H182ZM181 195V196H182ZM186 195V194H185ZM185 195H184V197H185ZM194 195V194H193ZM64 196V195H63ZM94 196H96V195H94ZM98 196V195H97ZM161 196V195H160ZM169 196V195H168ZM180 196V195H179ZM200 196V195H199ZM203 196V195H202ZM228 196H230L229 194H228ZM254 196H258L259 197V200H255L254 199ZM58 197V196H57ZM100 197V196H99ZM122 197V196H121ZM155 197V196H154ZM157 197V196H156ZM155 197V198H156ZM187 197V196H186ZM213 197V196H212ZM230 197H232V199H231V201L230 202H232V200L235 202L234 203V205H236L234 208H236L237 207V209L239 210V209H241L242 207H244V204H246L247 202H250L248 199H245V200H242V198L241 199H239L238 197H236V198H234L233 199V195L232 196H230ZM55 198V197H54ZM65 198H66V196H65ZM68 198V197H67ZM101 198V197H100ZM123 198V197H122ZM175 198V197H174ZM188 198V197H187ZM211 198V197H210ZM215 198V197H214ZM106 199V198H105ZM145 199V198H144ZM179 199V198H178ZM199 199H201V198H199ZM206 199V198H205ZM227 198H225V200H226ZM229 199V198H228ZM60 200H62V199H60ZM148 200V199H147ZM168 200V199H167ZM176 200V199H175ZM213 200V199H212ZM218 200V199H217ZM57 201V200H56ZM92 201V200H91ZM148 201H150V200H148ZM156 201V200H155ZM171 201V200H170ZM179 201V200H178ZM184 201V200H183ZM197 195L194 197H191V198H189V199H187L186 201H184L185 203L183 204V206H182V208H180V213H181V215H183L184 217H188V218H190L191 216L192 217H195L196 219H194V220H192V223H195V226H196V228H197V226H198V228H199V225L201 224L199 221H200V219L202 218L201 217V214H202V212H203V210H201V208H199V210L197 209L198 207H197ZM224 201V200H223ZM223 201H222V203H223ZM262 201H263V203H262ZM145 202V201H144ZM151 202V201H150ZM205 202V201H204ZM229 202V203H230ZM240 202H242V203H240ZM257 202H260L261 204H258ZM56 203V202H55ZM151 203H153V201L151 202ZM167 203H168V201H167ZM157 204V203H156ZM166 204V203H165ZM174 204V206H175V203H173ZM200 205H201V203H199ZM18 203H16V204H14L12 207H13V212H17V210L19 209L18 208ZM55 205V204H54ZM53 205V206H54ZM91 205H92V203H91ZM95 205V204H94ZM155 205V204H154ZM159 205H161V203L159 204ZM168 205H169V203H168ZM172 205V204H171ZM233 205V206H234ZM52 206V205H51ZM98 206V205H97ZM166 206H167V204H166ZM173 206V205H172ZM195 206V210H192V208ZM223 206V205H222ZM226 206V205H225ZM229 207H230V205H228ZM165 206L163 205V208H164ZM169 207H170V205H169ZM180 207V206H179ZM208 207V206H207ZM224 207V206H223ZM55 208V207H54ZM89 208H91L90 206H89ZM162 208V207H161ZM160 208V209H161ZM167 208V207H166ZM173 208V207H172ZM210 208V207H209ZM227 208V207H226ZM85 209V208H84ZM148 209V208H147ZM206 209V208H205ZM211 209H212V216H213V219H217V217H219L218 219H220V213H221V210H222V207H220V203L218 204V202H216V201H213V203L211 204ZM86 210V209H85ZM149 210V209H148ZM173 210V209H172ZM171 210V211H172ZM231 210V209H230ZM256 210V209H255ZM263 209L262 208H259V209H257L256 210V212H260V214H261V211H262ZM160 211V210H159ZM164 211V210H163ZM176 211V210H175ZM211 211V210H210ZM233 211V210H232ZM242 211V210H241ZM94 212V211H93ZM150 212H151V207H150ZM165 212H166V210H165ZM168 212V211H167ZM179 212V211H178ZM246 212V211H245ZM79 213V212H78ZM85 213V212H84ZM92 213V212H91ZM152 213V212H151ZM155 213H158V212H156L155 211ZM154 213V214H155ZM207 213V212H206ZM205 213V214H206ZM223 213V212H222ZM229 213V212H228ZM232 213H234V212H232ZM238 213V212H237ZM237 213H236V215H237ZM55 214V213H54ZM95 214V213H94ZM161 214V213H160ZM168 215H169V213H167ZM204 214V215H205ZM224 214V213H223ZM247 214H248V212H247ZM247 214H246V216H247ZM76 215V214H75ZM91 215V214H90ZM157 215H159V214H157ZM162 215H165V214H162ZM230 215V214H229ZM240 215V214H239ZM239 215H238V217H239ZM243 215V214H242ZM95 216V215H94ZM93 216V217H94ZM140 216H141V214H140ZM223 217H225L224 215H222ZM232 216V215H231ZM254 216V214L253 215H249V218H252ZM257 216V215H256ZM259 216V215H258ZM17 217V216H16ZM75 217V216H74ZM110 217V216H109ZM169 217H171V216H169ZM176 217V216H175ZM174 217V218H175ZM191 217V219H193ZM199 217H201V218H199ZM209 217V216H208ZM242 217V216H241ZM76 218V217H75ZM79 218H81V217H79ZM91 218V217H90ZM146 218V217H145ZM145 218H143V219H145ZM158 218V217H157ZM156 218V219H157ZM167 218H168V216H167ZM177 218V217H176ZM207 218V217H206ZM231 218V217H230ZM240 218V217H239ZM245 218V217H244ZM61 219V218H60ZM165 219V218H164ZM172 219V218H171ZM170 219V220H171ZM226 219H227V217H226ZM237 219V218H236ZM75 220V219H74ZM85 220V219H84ZM93 220V219H92ZM173 220V219H172ZM176 219H174V221H175ZM178 220V219H177ZM205 220V219H204ZM210 220V219H209ZM208 220V221H209ZM234 220V219H233ZM243 220V219H242ZM250 220V219H249ZM249 220H248V222H249ZM11 221V220H10ZM71 221V220H70ZM145 221V220H144ZM159 221V220H158ZM167 221V220H166ZM169 221V220H168ZM207 221V220H206ZM212 221V220H211ZM217 221V220H216ZM229 221V220H228ZM14 222V221H13ZM81 222V221H80ZM95 222V221H94ZM160 222H161V220H160ZM204 222V221H203ZM231 222V221H230ZM250 222L251 223H253L251 220H250ZM67 223H68V221H67ZM72 223V222H71ZM70 223V224H71ZM79 223V222H78ZM77 223V224H78ZM173 223V222H172ZM181 223V222H180ZM191 223V222H190ZM200 223V224H199ZM214 223H216V222H214ZM239 223V222H238ZM241 223V222H240ZM81 224V223H80ZM84 224L85 225H88V223L86 224L85 222H84ZM159 224V223H158ZM162 224V223H161ZM164 224V223H163ZM186 224L188 225V223L186 222ZM225 224H226V222H225ZM16 225V224H15ZM82 225V224H81ZM136 226V224H132V226ZM138 225H140L139 223H138ZM141 225H144V224H141ZM152 225V224H151ZM150 225V226H151ZM168 225V224H167ZM172 225V224H171ZM186 225V226H187ZM202 225V224H201ZM219 225V224H218ZM237 225V224H236ZM242 225V224H241ZM245 225V224H244ZM255 225L257 226V227H259V228H261V229H263L262 227H261V225H257L256 223H255ZM73 226H75V225H73ZM149 226V227H150ZM173 226V225H172ZM186 226H185V222H184V228H186ZM189 226V225H188ZM194 226V225H193ZM217 226V225H216ZM231 226V225H230ZM145 227V226H144ZM161 227V226H160ZM182 227H183V225H182ZM192 227V226H191ZM224 227V226H223ZM227 227H228V224H227ZM227 227H225V228H227ZM81 228H83V227H81ZM92 228H93V225H92ZM172 228V227H171ZM202 228V227H201ZM213 228V227H212ZM74 229H76V228H74ZM128 230H129V228H127ZM217 229V228H216ZM224 229V228H223ZM230 229V228H229ZM238 229V228H237ZM155 230V229H154ZM183 230V229H182ZM194 230V229H193ZM193 230H191V231H193ZM214 230V229H213ZM221 230V229H220ZM232 230V229H231ZM242 230V229H241ZM17 231H19V230H17ZM96 231V230H95ZM99 231V230H98ZM126 231V230H125ZM146 231H149V230H146ZM151 231V230H150ZM177 231V232H176ZM175 232V234H172L171 236H169L170 237V243H171V249H167V250H169V253L167 252V253H163V254H161L160 256H158L156 259H157V261H161V260H163V258L164 259H167V260H165V261H168V262H171L170 264H208V260H207V257H209V256H211L212 257V255L210 254L212 251H209L210 249L209 248H207L206 246H204V242H203V240H201L200 239V237L199 236H197V238H195L196 240L195 241H197V239H198V242H197V246L199 247V249L200 250H198L199 251V256H197L196 258H192V259H190V258H187V259H190V260H186L185 258H184V256H183V254H181V256L179 257V256H177V257H175V255H178V254H180V253H176L175 252V248H176V246L178 247V245H177V243H179V242H182L183 240H184V238L186 237H184V234H182V232L181 231H179V230H176ZM189 231V230H188ZM206 231H209V230H206ZM222 231V230H221ZM233 231V230H232ZM232 231H230L231 233L230 234H232ZM20 232V231H19ZM43 232V231H42ZM75 232V234H77V236L79 235L78 234V232L77 231H74ZM74 232H72V233H74ZM93 232V231H92ZM160 232H162V231H160ZM200 232H202L201 230H200ZM223 233L225 232V231H222ZM221 232V234H223ZM235 232V231H234ZM236 232H237V230H236ZM235 232V233H236ZM242 232V231H241ZM65 233H66V231H65ZM64 233V234H65ZM152 233V232H151ZM185 233V232H184ZM187 233V232H186ZM204 233V232H203ZM228 233L229 232H227L226 233V235H228ZM43 234V233H42ZM69 234H70V232H69ZM85 234V233H84ZM138 234V233H137ZM156 234V233H155ZM208 234V233H207ZM206 234V235H207ZM215 234V233H214ZM220 234V235H221ZM225 234V233H224ZM234 234V233H233ZM240 234H242V233H240ZM55 235V234H54ZM66 235H68V233L66 234ZM114 235V234H113ZM192 235V234H191ZM216 235V234H215ZM226 235H224L223 237L221 236V239H219L220 240V242H219V244L221 245V247H222V249H224V250H226V251H228V253H226L227 254V256H226V254L224 253V251L223 252H219L218 253V256H220L221 255V253H224L225 255H222V256H220V257H217V255H216V258L214 259L215 260V262L217 263V261L219 260L220 262H222L223 263V261H226L227 263H229V264H235L236 262H239V260H238V257H240V256H233V255H235V254H233V252L237 249H235V248H233L234 246H232V245H230L227 241H228V239H226L227 237H226ZM245 235V234H244ZM263 235V234H262ZM43 236V235H42ZM69 236V235H68ZM71 236V235H70ZM135 236V235H134ZM137 236V235H136ZM139 236V235H138ZM233 236H236V235H233ZM232 236V237H233ZM18 237V236H17ZM141 237V236H140ZM192 237V236H191ZM194 237V236H193ZM232 237H230V238H232ZM61 238V237H60ZM72 238V237H71ZM133 238V237H132ZM167 238V237H166ZM210 238H212V233H211V237ZM225 238V239H224ZM18 239V238H17ZM63 239V238H62ZM65 239H66V237H65ZM64 239V240H65ZM75 239H76V237H75ZM216 239V238H215ZM233 239V238H232ZM238 242H237V244H239V246H244L243 244H245V247L246 248H248L247 247V245H249L247 242H246V240L244 241V238H243V235L241 236H239L238 238ZM259 239V238H258ZM35 240V239H34ZM64 240H63V242H64ZM84 240V239H83ZM134 240V239H133ZM212 240H213V238H212ZM217 240V239H216ZM230 240V239H229ZM69 241H71V239L69 238ZM82 241V240H81ZM99 241V240H98ZM140 241V240H139ZM144 241V240H143ZM11 242H13V241H10V242H6V246L8 247L9 246V244L11 243ZM72 242V241H71ZM125 242V241H124ZM131 241H129V242H127V243H130ZM152 242V241H151ZM244 242V243H243ZM246 242V243H245ZM35 243V242H34ZM67 243V242H66ZM84 243V242H83ZM169 243V242H168ZM211 243H212V241H211ZM215 244H216V242H214ZM236 243V242H235ZM240 243H243V244H240ZM63 244H65V243H63ZM125 244V243H124ZM140 244H142V243H136V244H134L135 245V247L136 248H133V251H131V252H133L132 254H134V252L136 253L135 255H142V253H145L144 252V250H143V252H142V248L141 249H139V247H140ZM158 244H159V242H158ZM181 244H183V243H181ZM191 244V243H190ZM214 244V245H215ZM60 245V244H59ZM75 245H76V243H75ZM97 245V244H96ZM101 245V244H100ZM132 245H133V243H132ZM134 245H133V247H134ZM150 245H152L153 246V244H150ZM180 245V244H179ZM186 245V244H185ZM211 245V244H210ZM14 246V245H13ZM12 246V247H13ZM33 246V245H32ZM31 245L30 246H28V248L26 249V250H29V248L30 247H32ZM79 246V245H78ZM94 246V245H93ZM143 246V245H142ZM149 246V245H148ZM147 246V247H148ZM209 246V245H208ZM258 246H260V245H258ZM262 246V245H261ZM7 247H6V249H7ZM34 247V246H33ZM62 247V246H61ZM73 247V246H72ZM72 247H68V248H65L66 250L65 251H63V254L62 255H60L61 256V262L58 260L57 261V258H56V261H53L51 258H47V259H44L43 257H41V258H37V257H33L31 260L33 261L34 260V264H36V261L35 260H39L40 262H39V264H88L87 262H83V261H81V260H79V261H77L76 260V262L73 260V257H74V255L76 254V252H75V250L72 248ZM75 247V246H74ZM97 247V246H96ZM126 247V246H125ZM147 247H146V251L148 250V252H150V250L149 249H147ZM179 247H183V246H179ZM178 247V248H179ZM208 249L207 251H206V248ZM216 247V246H215ZM63 248V247H62ZM79 248H81V246L79 247ZM83 248V247H82ZM143 248H144V246H143ZM212 248V247H211ZM241 248V247H240ZM35 250H36V248H34ZM54 249V248H53ZM97 249V248H96ZM95 249V251H97ZM155 249V248H154ZM163 249V248H162ZM193 249V248H192ZM198 249V248H197ZM11 250V249H10ZM32 250H33V248H32ZM104 250V249H103ZM111 250V249H110ZM114 250V249H113ZM216 250V249H215ZM254 250H255V248H254ZM39 251V250H38ZM76 251H77V249H76ZM82 251V250H81ZM99 251V250H98ZM105 251V250H104ZM183 251V253H185L186 254V251H187V249H183L182 250ZM218 251V250H217ZM237 251H239L238 249H237ZM36 252V251H35ZM57 252V251H56ZM68 253L69 254V256L70 257H72L71 259H69L68 257L69 256H66L65 255V253ZM85 252V251H84ZM87 252V251H86ZM85 252V253H86ZM112 252H114V251H112ZM131 252H129V253H131ZM152 252H153V250H152ZM155 252H157L156 250H155ZM172 252V253H171ZM196 252V251H195ZM194 252V253H195ZM243 252H245V251H243ZM34 253V252H33ZM36 253H38V252H36ZM97 253V252H96ZM108 253H111V252H108ZM189 253V252H188ZM235 253V252H234ZM78 254V253H77ZM102 254V253H101ZM101 254H99L100 256H101ZM116 254V253H115ZM151 254V253H150ZM197 254V253H196ZM213 254V253H212ZM215 254V253H214ZM245 254V253H244ZM243 254V255H244ZM247 254V253H246ZM31 255V254H30ZM36 255V254H35ZM34 255V256H35ZM40 255V253L38 254V256ZM41 255H43V254H41ZM48 255V254H47ZM85 255V254H84ZM90 255V253H89V250H88V254H87V257L86 258H88V256ZM91 255H92V258L93 257H99V262H98V264H107V263H104V259L102 258V256L100 257L99 255H98V253L97 254H94V253H91ZM165 256V257H164ZM188 256V255H187ZM76 257V256H75ZM91 257V256H90ZM116 257V256H115ZM154 258H155V256H153ZM65 258H66V260H65ZM82 258H83V255H82ZM29 259V260H30ZM59 259V258H58ZM68 259V260H67ZM80 259V258H79ZM97 259V258H96ZM114 260H112V257H111V260L109 261L110 262V264H124L123 263V261L121 262V260L119 261V262H117L118 260L116 259V258H113ZM120 259V258H119ZM125 259V258H124ZM131 259V258H130ZM144 259L146 260H149V255L147 256H144ZM243 259V258H242ZM27 260V259H26ZM137 260V259H136ZM135 260V261H136ZM140 260V259H139ZM144 260V261H145ZM146 260V261H147ZM89 261V260H88ZM107 261V260H106ZM143 261V262H144ZM243 261H245L244 259H243ZM264 260H259L258 261V263H255V264H262V262H263ZM60 262V263H59ZM126 262V261H125ZM127 262H130V261H127ZM28 263V262H27ZM148 263H149V261H148ZM160 263V262H159ZM225 263V262H224ZM253 263V262H252ZM251 263V264H252ZM21 264H26L25 262H22ZM31 264V263H30ZM144 264H147V263H144ZM153 264V263H152ZM221 264V263H220ZM243 264H245V263H243ZM248 264V263H247Z\"/></svg>","mask_w":264,"mask_h":264},{"label":"built area","instance_id":"built-area-1","mask_svg":"<svg viewBox=\"0 0 264 264\" xmlns=\"http://www.w3.org/2000/svg\"><path fill=\"white\" fill-rule=\"evenodd\" d=\"M207 1L208 0H171L170 9L173 8L183 17H189L192 8H207L208 6L201 7L206 5L205 2ZM10 8L11 9H7L10 16L13 14V11H16L17 14H14L13 17L9 16L10 20L0 18V27L2 26L1 28L3 29L1 30L2 32H0V37L8 34L12 36V34H14L13 32H8V25L14 23L13 21L19 13L20 17L17 18L18 20H22L21 23H23L24 27L22 35H25V37L23 39H17L16 36H10L8 42L0 40V51L4 53L0 64V76L8 78L7 81H3L0 85V104L6 102L8 105L11 103V105L15 106L18 94L24 86L37 83L39 84V88L43 90L42 92H45L46 90L47 94L49 91L54 95L50 84L57 82L53 85L54 88H57L65 87V85L70 82L67 78L70 77L69 74L71 73L72 66L70 62L66 63V61L63 60L61 50L64 48L63 45L67 42L72 30L70 29V32L67 31V28L63 23L59 22L55 15L52 16L47 11H36L34 6H23L20 11L17 10V7H14L15 9L13 7ZM51 9L53 8L51 7ZM192 10L194 11V9ZM17 41H19L18 49H21L20 52L27 53V56L36 58L30 52L40 54L38 55V58L34 59L36 63L35 67L32 66V62L23 67L25 68L24 73L16 71L11 74L12 76H8L5 70L6 68H9L10 65L7 66V64H9L7 61H9V57L14 49L13 46ZM50 47H52V49H50ZM51 50H53V53L50 52L48 54L50 58L54 55L53 68L46 61V53ZM4 62L7 63L4 64ZM28 68L30 71H27ZM2 69H4V72ZM46 84L49 85L47 86ZM57 91L60 93V90ZM63 93H65V91Z\"/></svg>","mask_w":264,"mask_h":264},{"label":"crops","instance_id":"crops-1","mask_svg":"<svg viewBox=\"0 0 264 264\" xmlns=\"http://www.w3.org/2000/svg\"><path fill=\"white\" fill-rule=\"evenodd\" d=\"M96 3V2H95ZM93 4V3H92Z\"/></svg>","mask_w":264,"mask_h":264}]
</instances>
